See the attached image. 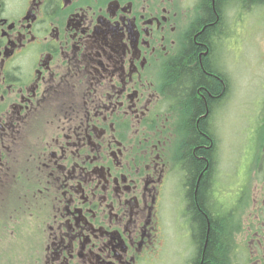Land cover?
Returning a JSON list of instances; mask_svg holds the SVG:
<instances>
[{
    "label": "flooded vegetation",
    "instance_id": "obj_1",
    "mask_svg": "<svg viewBox=\"0 0 264 264\" xmlns=\"http://www.w3.org/2000/svg\"><path fill=\"white\" fill-rule=\"evenodd\" d=\"M216 2L0 0V192L22 184L13 211L36 213L47 232L46 248L28 264H204L184 164L186 110L166 75L188 40L198 44L216 23L207 52L198 56L209 75L203 57L210 52L223 86L221 94L210 95L212 106L197 90L212 138L207 203L224 223L221 264H264V184L258 189L263 199L255 201L236 238L251 174L264 167V99L259 114L243 117L250 138L242 151L246 164L231 156L228 186L219 167L227 114L221 105L233 82L221 53V41L232 37L227 13L235 2L247 9L264 0H221V10ZM205 3L215 23L204 19ZM225 190L228 203L221 211ZM173 196L182 204L185 235L183 253L175 246L169 261L162 211Z\"/></svg>",
    "mask_w": 264,
    "mask_h": 264
},
{
    "label": "rangeland",
    "instance_id": "obj_2",
    "mask_svg": "<svg viewBox=\"0 0 264 264\" xmlns=\"http://www.w3.org/2000/svg\"><path fill=\"white\" fill-rule=\"evenodd\" d=\"M235 5L228 11V23L232 37L230 40L221 41L222 63L225 71L231 74L233 82H231V90L222 105L225 114L222 120L221 142V162L219 164L220 171L225 178L223 183L228 186L232 181L234 174L235 162L241 161L246 164V158L242 155L245 144L250 143L248 133L244 131L247 128L243 117L248 113L262 111V100L264 99V4H254L247 8ZM226 111V112H225ZM181 140L178 136V143ZM36 146V150H37ZM234 156V161L233 157ZM237 162V163H238ZM236 163V165H237ZM235 180V179H233ZM264 184V167L260 172H252L249 195H247V203L237 215L242 216V226L237 232L238 239L244 233L247 217L254 208L255 201L263 199L258 189ZM231 191V188H229ZM22 192V184H12L2 189L0 204V220H6L5 217L13 211L16 206V200ZM170 197L168 203L170 206L162 211L165 225V238L169 249H165L170 261L171 253L175 246H180L179 252L182 254L184 249L182 230V222L179 219L181 215L180 203L176 196ZM222 202H220V210L225 209L224 201L228 203L226 198V190L222 193ZM167 206V201L165 207ZM42 214H45L42 211ZM9 219L11 220L5 228L0 229V264H28L32 256L39 254L46 248L47 232L40 222H38L36 213L16 212L13 211ZM182 241L176 244L177 238ZM176 244V245H175ZM175 254V252H174ZM172 263V261L170 262ZM158 264H164L160 261Z\"/></svg>",
    "mask_w": 264,
    "mask_h": 264
},
{
    "label": "trees",
    "instance_id": "obj_3",
    "mask_svg": "<svg viewBox=\"0 0 264 264\" xmlns=\"http://www.w3.org/2000/svg\"><path fill=\"white\" fill-rule=\"evenodd\" d=\"M216 7L221 10L225 3L216 0ZM242 2H254L261 0H238ZM204 19L209 23L216 22V15L210 8L209 3H205ZM204 22V21H203ZM215 26H207L205 30L197 37V43L192 39L188 40L184 52L174 59L167 67V83L174 92L183 101L186 118H184V129L187 139L184 147L185 167L190 173L192 181V207L194 210V222L197 227L196 239L199 243L200 250H206V258L204 264H221L225 256L226 238L223 234L224 223L213 216V211L208 207L207 197L209 193L212 156L209 148L211 135L208 130L209 114L206 113V106L203 98H198L197 90L201 89L202 94L209 104L213 105V99L210 97L218 96L222 93V82L219 76L213 71L211 62L209 61L210 52L203 57L206 75L199 64L198 56L206 53V45L209 46L211 35L218 29ZM207 114V115H206ZM204 116V118H201ZM197 125L199 130H197ZM204 146V148H202ZM193 151L199 159L193 156ZM200 178L197 200L200 210L194 201V192L196 191V183Z\"/></svg>",
    "mask_w": 264,
    "mask_h": 264
}]
</instances>
